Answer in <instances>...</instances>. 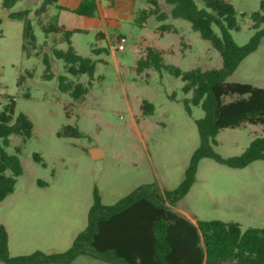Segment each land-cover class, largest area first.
<instances>
[{
  "label": "rangeland",
  "instance_id": "374dc122",
  "mask_svg": "<svg viewBox=\"0 0 264 264\" xmlns=\"http://www.w3.org/2000/svg\"><path fill=\"white\" fill-rule=\"evenodd\" d=\"M43 1L18 0L8 10L0 0V110L14 97L12 122L23 112L33 124L29 137L10 134L7 145L0 138L7 152L15 154L19 149L23 166L14 192L0 201V225L11 256L67 250L88 222L94 188L103 203L113 204L140 184L156 182L165 190L182 181L200 144L196 120L204 116V110L190 101L192 92L182 90L180 77L153 67L137 71L138 59L147 47L160 49L165 63L183 70L222 65L219 52L189 21L170 16L166 22L176 31L163 33L157 29L163 21L155 15L139 23L138 12L149 6L145 0L135 4L133 16L121 14L118 3H102L114 7L104 23L100 15L91 18L59 10L55 4L35 15ZM226 1L234 6L239 22V29L231 33L238 44H245L255 32L249 13L259 8L261 0ZM158 2L170 14L171 6L165 0ZM196 2L202 6L201 0ZM21 9L31 10L41 45L29 55L22 48L24 21L8 15ZM57 15L67 28L83 29L72 34V45L80 55L96 60L94 75L78 78L90 83L81 100L57 88L56 76L64 67L51 52L53 47L66 49L67 41L59 33L47 36L42 29ZM100 29L108 37H98ZM120 36L126 39L122 51L116 50ZM94 48L106 50L94 53ZM44 52L51 56L55 78L43 76ZM227 80L264 86V37ZM145 101L152 104L151 111L143 107ZM69 123L79 129L80 136L58 135ZM260 134L258 124L226 127L217 134L214 149L224 158L239 155ZM96 146L103 154L94 150ZM35 153L41 155V162L34 160ZM172 207L195 222L220 219L238 222L243 229L264 228V160L231 167L202 158L192 187ZM0 264L8 263L0 260ZM45 264L113 263L82 254L69 263Z\"/></svg>",
  "mask_w": 264,
  "mask_h": 264
},
{
  "label": "trees",
  "instance_id": "16d2710c",
  "mask_svg": "<svg viewBox=\"0 0 264 264\" xmlns=\"http://www.w3.org/2000/svg\"><path fill=\"white\" fill-rule=\"evenodd\" d=\"M18 0H3L2 5L11 9ZM58 0H44L34 12L39 15ZM149 6L138 12L137 20L143 23L147 16L155 15L160 21L158 30L176 31L166 20L182 18L191 23L194 30L209 40L219 52L222 65L218 68L196 67L183 70L164 62L162 51L147 47L137 63V71L148 68L166 70L180 77L184 84L182 90L192 92L190 101L200 105L204 116L196 120L200 144L193 152L182 181L173 189H161L156 182L140 184L113 204L102 202L97 188L93 191V201L88 210V222L80 231L72 245L63 252L11 256L5 240V230L0 225V260L8 264L69 263L79 255H89L113 264H264V228L249 226L242 228L238 222L220 219L197 220L193 222L174 206L192 187L199 162L204 157L213 158L231 167H244L255 160H264V86L250 82L228 81L242 60L255 51L264 37V0L258 9L249 13L255 32L248 42L238 44L231 30L239 29L237 12L226 0H166L171 6L170 14L160 9L158 0H147ZM97 0H81L72 9L79 15L94 17L97 13ZM30 9L9 11L14 19L24 21L22 48L29 55L32 49L41 45L37 42L30 18ZM246 15V12L242 13ZM48 36L59 33L67 41V48H52V56L63 61L64 71L56 76L57 88L67 93L73 100H81L88 93L90 83L85 84L79 77H92L96 60L77 53L71 36L80 28L68 29L59 24L58 19L42 25ZM102 35L98 33L97 36ZM104 48H94L99 53ZM40 54V51H38ZM44 78H55L50 54L44 52ZM188 100H186V103ZM151 111L153 106L145 101ZM15 112V98L0 110V138L3 145L9 143L10 134L29 137L33 124L23 112H19L12 122ZM258 124L262 134L256 136L239 155L224 158L215 151L216 136L226 127H239L244 123ZM59 136L78 137L79 129L73 124L64 125ZM0 144V201L12 194L23 166L17 153L11 154ZM33 158L42 161L39 153Z\"/></svg>",
  "mask_w": 264,
  "mask_h": 264
},
{
  "label": "crops",
  "instance_id": "0c3cea01",
  "mask_svg": "<svg viewBox=\"0 0 264 264\" xmlns=\"http://www.w3.org/2000/svg\"><path fill=\"white\" fill-rule=\"evenodd\" d=\"M66 1H68V3H73V4L71 6H69L68 4H63L65 2H61V0H58L57 4L61 5V6H64V7L68 8V9H70V10L58 8L59 10L72 11V9L76 8L78 6V4L81 2V0H66ZM145 1H146V3H148L147 0H145ZM139 2H140V0H110L109 2L108 1L106 2V1H103V0H97V3H98L97 13H96V15L94 17H91V18H96L97 15H100L101 16V21L103 23L107 21L106 15H107V13H109L110 10H114V7H110L109 5H105L104 6L102 3H114V4L118 3L119 6H120L119 9H120L121 14L126 13L129 16H133L134 13H135V4L139 3ZM170 9H171V7H170ZM56 17L58 19V23L59 24H63L62 22H59L58 15ZM110 23L114 24V25L116 24L114 21H110ZM68 29H71V28H68ZM98 33H102V35H99L98 37L104 36V35L106 37H108V34L105 31L101 30V29L98 31ZM94 150H96V151L100 152L101 154H103V151L100 148H98L97 146L94 147ZM89 154L92 157H94L92 152H91V150H89ZM188 218H190L193 222H195L191 217H188Z\"/></svg>",
  "mask_w": 264,
  "mask_h": 264
},
{
  "label": "built area",
  "instance_id": "2783aa9c",
  "mask_svg": "<svg viewBox=\"0 0 264 264\" xmlns=\"http://www.w3.org/2000/svg\"><path fill=\"white\" fill-rule=\"evenodd\" d=\"M125 42H126L125 37L124 36H120L118 38V46H117V49L116 50H118V51L124 50V48H125Z\"/></svg>",
  "mask_w": 264,
  "mask_h": 264
}]
</instances>
